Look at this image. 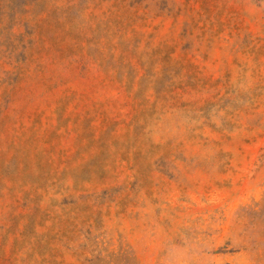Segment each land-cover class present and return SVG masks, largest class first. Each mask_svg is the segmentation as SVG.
I'll return each mask as SVG.
<instances>
[{"label": "rangeland", "instance_id": "1", "mask_svg": "<svg viewBox=\"0 0 264 264\" xmlns=\"http://www.w3.org/2000/svg\"><path fill=\"white\" fill-rule=\"evenodd\" d=\"M0 264H264V0H0Z\"/></svg>", "mask_w": 264, "mask_h": 264}]
</instances>
